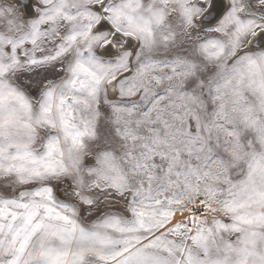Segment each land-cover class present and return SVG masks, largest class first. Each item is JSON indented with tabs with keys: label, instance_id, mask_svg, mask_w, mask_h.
Returning <instances> with one entry per match:
<instances>
[{
	"label": "snow or ice",
	"instance_id": "6c2138e0",
	"mask_svg": "<svg viewBox=\"0 0 264 264\" xmlns=\"http://www.w3.org/2000/svg\"><path fill=\"white\" fill-rule=\"evenodd\" d=\"M0 264H264V0H0Z\"/></svg>",
	"mask_w": 264,
	"mask_h": 264
}]
</instances>
